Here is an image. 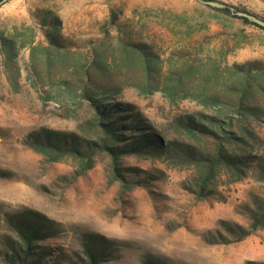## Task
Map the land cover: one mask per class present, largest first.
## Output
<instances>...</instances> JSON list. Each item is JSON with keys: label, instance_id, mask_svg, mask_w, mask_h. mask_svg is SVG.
Returning <instances> with one entry per match:
<instances>
[{"label": "rangeland", "instance_id": "1", "mask_svg": "<svg viewBox=\"0 0 264 264\" xmlns=\"http://www.w3.org/2000/svg\"><path fill=\"white\" fill-rule=\"evenodd\" d=\"M211 1L264 21V0ZM250 23L196 0H8L0 5V35L16 43L12 58L0 53V172L5 174L0 175V264H7L9 241L17 240L5 214L25 210L43 214L59 228L55 237L35 243L33 264L85 263L83 235L109 242L106 254L111 255L98 264H264V229L239 242L230 235L231 227L247 228V207L263 194L264 187L251 177L228 184L219 179L218 195L197 201L184 190L188 169L123 156L117 161L122 175L140 182L127 190L104 153L78 176L73 160L49 163L24 143L40 128L87 130L96 110L84 93L95 96L98 105L139 114L142 126L165 140L175 138V115L219 110L204 108L198 103L203 97H194L205 83L232 98L222 87V74L215 76L217 66L264 61V27ZM55 33L63 47L50 45ZM32 38L31 49L20 47ZM134 44L160 56L156 78L146 76L141 60L125 52ZM190 63L192 74L183 83L195 99L172 103L160 90L147 93L148 85H172L171 73ZM9 74L16 78L13 85ZM253 96L255 105L264 106L258 92ZM247 127L264 139V114ZM97 135L96 128L89 131L90 137ZM207 233L231 242L210 244Z\"/></svg>", "mask_w": 264, "mask_h": 264}, {"label": "trees", "instance_id": "2", "mask_svg": "<svg viewBox=\"0 0 264 264\" xmlns=\"http://www.w3.org/2000/svg\"><path fill=\"white\" fill-rule=\"evenodd\" d=\"M218 11L233 15L227 6ZM235 18L250 23L245 18ZM48 21L56 29L57 25L51 20ZM33 41L34 38L20 47L31 49ZM49 41L51 46L63 47L56 33L52 34ZM15 44L14 40L0 35V48L4 51L0 53L8 59L14 56ZM125 52L141 60L146 76L156 78L159 75L161 58L145 44H134L132 49L125 48ZM193 68L190 63L183 69L172 72L169 78L173 84H166L164 88L156 89L147 84V93L160 90L169 96L172 103L192 99L184 89L183 79L192 74ZM216 69L215 76L218 75L217 71L222 74V87L232 98L217 95L210 90L209 83H205L194 97H203L204 100L198 103L204 108L213 105L219 106V110L212 114L197 112L175 115L171 119L175 138L165 140L160 134L143 127L139 114H124L128 110L119 105L109 108L98 105L95 96L84 93L83 97L92 102L96 110L94 121L89 123L87 130L81 131L79 128L81 132H61L40 128L26 137L25 146L49 163L73 160L78 176L93 167L96 155L104 153L111 160L113 176L127 190L131 189L132 184L140 182H129L122 175L117 161L123 156L153 159L164 162L171 168L188 169L190 176L184 184V190L197 201L218 195L216 187L219 179L228 184L242 181L249 176L264 187V139L256 136L247 127L249 121L260 120L264 114V106L255 105L253 96L254 92H258L264 98V61L235 63L222 68L217 66ZM15 79L14 74L8 75L10 84L13 85ZM94 128L100 135L92 138L89 131ZM0 175L5 174L0 172ZM247 213L249 224L246 229L240 226L230 228V235L235 237L232 240L234 242L242 241L257 230L264 229V188L261 196L252 197V206L247 207ZM5 221L17 237L15 242L9 241L12 245L8 244L9 249L3 255L7 264H33L30 260L35 254V243L55 237L59 229L55 221L30 210L6 213ZM83 236L81 245L86 257L85 263L98 264L105 257L109 242L97 235ZM204 238L210 244L231 242L226 236L217 237L212 233H207ZM68 261L70 264V260Z\"/></svg>", "mask_w": 264, "mask_h": 264}, {"label": "water", "instance_id": "3", "mask_svg": "<svg viewBox=\"0 0 264 264\" xmlns=\"http://www.w3.org/2000/svg\"><path fill=\"white\" fill-rule=\"evenodd\" d=\"M7 1L8 0H1L0 5H2L3 3L7 2ZM196 1L202 5L217 8V9H221V8L225 7L224 4H221V3L215 2V1H204V0H196ZM230 10H231L233 15H235L237 17L245 18L246 20H248L249 22H251L253 24L264 27V21L256 18L255 16L248 14V13H245V12H235L234 9H232V8Z\"/></svg>", "mask_w": 264, "mask_h": 264}]
</instances>
